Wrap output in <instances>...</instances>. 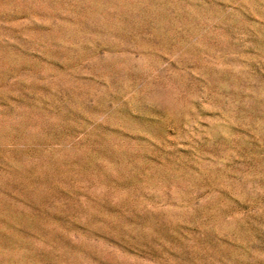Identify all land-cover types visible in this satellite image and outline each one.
I'll return each mask as SVG.
<instances>
[{
    "label": "rangeland",
    "instance_id": "obj_1",
    "mask_svg": "<svg viewBox=\"0 0 264 264\" xmlns=\"http://www.w3.org/2000/svg\"><path fill=\"white\" fill-rule=\"evenodd\" d=\"M0 264H264V0H0Z\"/></svg>",
    "mask_w": 264,
    "mask_h": 264
}]
</instances>
